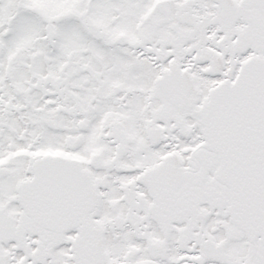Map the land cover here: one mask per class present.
<instances>
[{
    "label": "snow or ice",
    "instance_id": "6c2138e0",
    "mask_svg": "<svg viewBox=\"0 0 264 264\" xmlns=\"http://www.w3.org/2000/svg\"><path fill=\"white\" fill-rule=\"evenodd\" d=\"M0 264H264V0H0Z\"/></svg>",
    "mask_w": 264,
    "mask_h": 264
}]
</instances>
